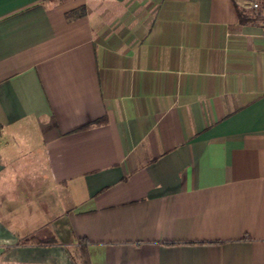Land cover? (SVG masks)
Wrapping results in <instances>:
<instances>
[{
  "label": "crops",
  "instance_id": "0c3cea01",
  "mask_svg": "<svg viewBox=\"0 0 264 264\" xmlns=\"http://www.w3.org/2000/svg\"><path fill=\"white\" fill-rule=\"evenodd\" d=\"M246 2L0 0V264H264Z\"/></svg>",
  "mask_w": 264,
  "mask_h": 264
},
{
  "label": "trees",
  "instance_id": "16d2710c",
  "mask_svg": "<svg viewBox=\"0 0 264 264\" xmlns=\"http://www.w3.org/2000/svg\"><path fill=\"white\" fill-rule=\"evenodd\" d=\"M254 1H258L261 3L262 6H264V0H254ZM259 12H260V9L257 12V15H255L256 17H259ZM239 19L240 21H243V23L252 22L254 20L250 16H247L246 14H240V13H239ZM94 124H98V122H95ZM94 124H90L86 126L85 128H88ZM25 243H34L37 245L41 244L39 240H36L35 238H32V237L26 240ZM49 243L51 242H48L47 244ZM72 260L75 264H90L88 255H87L86 244L84 243V240H79L78 247L72 253Z\"/></svg>",
  "mask_w": 264,
  "mask_h": 264
},
{
  "label": "rangeland",
  "instance_id": "374dc122",
  "mask_svg": "<svg viewBox=\"0 0 264 264\" xmlns=\"http://www.w3.org/2000/svg\"><path fill=\"white\" fill-rule=\"evenodd\" d=\"M257 3H258V6H259L260 10H264V6H262L261 3L258 2V1H257ZM246 4L249 7V4L247 2H246ZM17 142H18V147H19L18 151H19V154H20L19 157H21V151L23 150L24 145H23V143L20 142V140L17 141ZM38 170H39V167H37V174H35V173L33 174L31 169H30L29 172H27L28 171V169H27L25 174H29L28 175L29 178H27V177L24 178V175L22 174L23 171L20 170L19 171L20 173L15 175L14 178H16L18 182L20 181L21 184H24L23 182L26 181L27 185H30L31 187L38 188V187L42 186L43 183H44V179L38 175ZM66 205H67L68 208L71 206L70 199H67Z\"/></svg>",
  "mask_w": 264,
  "mask_h": 264
},
{
  "label": "built area",
  "instance_id": "2783aa9c",
  "mask_svg": "<svg viewBox=\"0 0 264 264\" xmlns=\"http://www.w3.org/2000/svg\"><path fill=\"white\" fill-rule=\"evenodd\" d=\"M244 1H247V3L249 4V9L251 11H253V13H257L259 11V6H258V3L257 1H254V0H244ZM258 21H259V24L264 27V10L263 11H260L259 12V17H258Z\"/></svg>",
  "mask_w": 264,
  "mask_h": 264
}]
</instances>
